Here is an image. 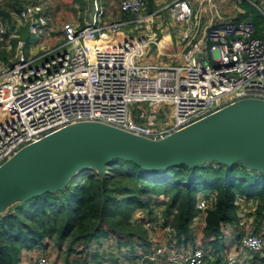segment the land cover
Returning a JSON list of instances; mask_svg holds the SVG:
<instances>
[{
	"label": "built area",
	"instance_id": "1",
	"mask_svg": "<svg viewBox=\"0 0 264 264\" xmlns=\"http://www.w3.org/2000/svg\"><path fill=\"white\" fill-rule=\"evenodd\" d=\"M157 1L184 25L179 31L184 43L174 62L137 61L155 38L121 29L124 24L138 26L136 15L147 0H119L118 11L128 19L105 18L100 0H91L90 18L79 28L72 20L61 22V42L40 53H14L11 63L0 69V167L26 146L72 124L98 123L158 141L233 103H264V32L256 33L249 19L218 13L211 0H205L211 8L205 19L203 0L194 6L189 0ZM16 13L29 34L46 32L41 2H24ZM5 40L0 20V42ZM164 103L171 107V118L163 114ZM206 204L205 196L196 198L199 211ZM161 221L157 213L143 225L154 229ZM263 244L253 233L239 240L249 251L261 250ZM180 261L213 264L198 245ZM234 262L228 257L221 264ZM36 263L47 261L41 256Z\"/></svg>",
	"mask_w": 264,
	"mask_h": 264
},
{
	"label": "trees",
	"instance_id": "2",
	"mask_svg": "<svg viewBox=\"0 0 264 264\" xmlns=\"http://www.w3.org/2000/svg\"><path fill=\"white\" fill-rule=\"evenodd\" d=\"M146 5L150 10L154 4L147 0ZM249 20L258 33L261 15L253 13ZM104 165L103 173L87 171L63 187L13 200L0 214V264H16L22 249L38 247L46 240L56 248V256L61 255L62 264H80V256L69 258L76 246L98 239L108 230L143 240V223L154 218L156 212L150 210L158 201L163 204L157 212L161 222L186 237L189 223L199 211L195 206L199 191L211 194L205 196L210 197L202 210L203 235H217L223 223L234 219L237 195L255 201L254 217L264 214L263 172L240 160L181 161L148 169L131 159L112 157ZM136 209L144 210L147 218H132ZM257 261L264 264V256Z\"/></svg>",
	"mask_w": 264,
	"mask_h": 264
},
{
	"label": "water",
	"instance_id": "3",
	"mask_svg": "<svg viewBox=\"0 0 264 264\" xmlns=\"http://www.w3.org/2000/svg\"><path fill=\"white\" fill-rule=\"evenodd\" d=\"M112 157L148 169L177 162L240 160L264 172V103L243 100L158 141L98 123L63 127L26 146L0 167V210L15 199L54 188L83 167L103 173Z\"/></svg>",
	"mask_w": 264,
	"mask_h": 264
},
{
	"label": "crops",
	"instance_id": "4",
	"mask_svg": "<svg viewBox=\"0 0 264 264\" xmlns=\"http://www.w3.org/2000/svg\"><path fill=\"white\" fill-rule=\"evenodd\" d=\"M118 1L119 0H100L104 8L105 18L121 19L116 17L123 14L118 11ZM189 1L191 5L194 6L195 2L198 0ZM24 2H22L21 5ZM211 2L214 4L213 8L218 13L232 16L230 13L221 11L216 1L214 2V0H211ZM249 2H253L256 5L252 0H249ZM202 4L203 9L201 17L205 19L208 17L211 8H208V4L205 0H203ZM19 7H17L16 12ZM68 17L69 16H67V18ZM232 17L236 19L237 16L233 15ZM242 19L246 18L243 17ZM48 25L49 22L47 18V26ZM48 28L49 26L47 30ZM262 32H264V29H261L258 33L261 34ZM45 33L46 32H42L41 34L43 35ZM163 34H167L168 39L171 40L170 32H165ZM163 34L162 36L160 35L161 38ZM161 38H159V40ZM50 44L52 45L53 43L45 38L35 43V45H45V47H49ZM206 195L211 196L209 192L199 191L196 194V198ZM210 196L206 197L207 200ZM160 202L158 201L152 205L150 210L151 214L161 212L163 204ZM254 202L253 199L237 195L235 198L234 219L223 223L217 235L206 236L202 234V226L204 224L203 211H198L189 223V234L186 237L177 235L168 224L163 223L153 230L148 231L145 229L146 236L143 240L138 239L136 236L127 237L124 234H117L112 230H108L104 236L98 239L90 240L83 245H77L76 252H72L69 258L80 256V264H182L180 256L188 252L192 246L198 245L202 248L207 262L213 264H221L225 262L228 257H233L235 259L234 264H258L257 257L264 256V247L262 250L249 251L239 246L240 238L247 233L260 235L264 240V214L260 217H254ZM136 211H139L141 215L134 216V211L132 218H147L148 214H146L144 210L136 209ZM158 246H163V249L157 252L156 248ZM56 252V248L52 245L51 241L46 240L38 247L22 249L16 264H31L35 257L41 254L46 257L48 264H62L61 258L56 256Z\"/></svg>",
	"mask_w": 264,
	"mask_h": 264
},
{
	"label": "rangeland",
	"instance_id": "5",
	"mask_svg": "<svg viewBox=\"0 0 264 264\" xmlns=\"http://www.w3.org/2000/svg\"><path fill=\"white\" fill-rule=\"evenodd\" d=\"M24 1L29 0H0V20L5 28L6 37L5 41L0 42V69L11 63L13 55L18 49H21L24 54L43 52L46 48L45 45H35V43L41 41L42 38L48 39L53 43L52 45L50 44L49 47L58 44L62 40L60 31L61 22L72 20L77 25L76 28H79L83 20H88L90 18V12L92 10L91 0H38L41 2L48 18L49 28L43 35H32L28 33L26 24L18 19L16 13L17 7H19ZM152 1L154 5L150 10L146 5V7L140 10L136 15V17L140 18V22L135 23L138 24V26L132 28L131 23L124 24L121 25V29L124 33L130 35L147 32L146 37L155 38L142 48L141 53L137 56V61L174 62L184 43V40L179 37V31L184 28V25L180 24L179 21L174 20L170 15L169 10L166 7H162V3L157 0ZM215 1L219 5L221 11L224 13H230L232 16L241 15L244 18L249 19L251 14L256 12L259 13L262 17V29H264V0H252L256 3L258 8L249 2V0H214V2ZM67 16H69V19ZM116 17L121 19L129 18V16H125L124 14ZM145 26H147L148 31L145 29ZM165 32H170L171 40L168 39L167 34H163ZM162 34L163 37L161 38ZM159 38L161 39L159 40ZM157 40L160 41V43L158 41V45ZM162 108L164 111L163 114L166 117L171 118L172 110L169 103L162 104ZM104 170L105 165L102 171L104 172ZM87 171L100 173L99 169L95 166L83 167L70 174L63 181L57 183L56 186L63 187L70 181L74 180L77 176ZM262 176L264 177V172L262 173ZM10 204L11 202L8 206L1 209L0 214L5 212L10 207ZM139 215H141V213L135 210L134 216ZM150 230L153 229H148V231ZM41 256L44 255L41 254L36 256L31 264H37V258ZM59 257H61V255ZM46 261L48 264L47 259Z\"/></svg>",
	"mask_w": 264,
	"mask_h": 264
},
{
	"label": "bare ground",
	"instance_id": "6",
	"mask_svg": "<svg viewBox=\"0 0 264 264\" xmlns=\"http://www.w3.org/2000/svg\"><path fill=\"white\" fill-rule=\"evenodd\" d=\"M105 39H107V38H105ZM159 41V40H158ZM158 41H157V45H158ZM103 42H104V40H103V38L101 37L99 40H98V44L100 45V44H103ZM159 43H160V41H159ZM164 45H168V44H164ZM160 47V46H159ZM163 47V46H162Z\"/></svg>",
	"mask_w": 264,
	"mask_h": 264
}]
</instances>
